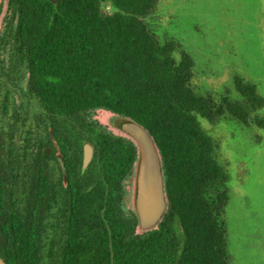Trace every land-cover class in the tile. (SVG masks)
<instances>
[{
	"label": "trees",
	"instance_id": "trees-1",
	"mask_svg": "<svg viewBox=\"0 0 264 264\" xmlns=\"http://www.w3.org/2000/svg\"><path fill=\"white\" fill-rule=\"evenodd\" d=\"M158 1L8 0L0 33L7 264H229V172L200 120L228 112L264 128V99L239 77L240 101L198 93L191 56L148 22ZM97 109L117 115L118 127L142 125L159 151L167 208L151 230L123 206L137 147L92 120ZM84 142L94 156L82 171Z\"/></svg>",
	"mask_w": 264,
	"mask_h": 264
},
{
	"label": "rangeland",
	"instance_id": "rangeland-1",
	"mask_svg": "<svg viewBox=\"0 0 264 264\" xmlns=\"http://www.w3.org/2000/svg\"><path fill=\"white\" fill-rule=\"evenodd\" d=\"M5 15L2 8L0 27ZM148 22L161 39L174 41L191 56L198 93L240 101L234 86L239 77L255 85L264 99V0H159ZM257 113L264 119V105ZM111 115L97 109L90 118L109 129ZM200 121L229 172L223 216L229 264H264V128L244 124L228 112L213 122ZM124 185L123 206L131 211V175Z\"/></svg>",
	"mask_w": 264,
	"mask_h": 264
},
{
	"label": "water",
	"instance_id": "water-1",
	"mask_svg": "<svg viewBox=\"0 0 264 264\" xmlns=\"http://www.w3.org/2000/svg\"><path fill=\"white\" fill-rule=\"evenodd\" d=\"M55 3L57 0H49ZM120 131L130 138L137 147L138 158L135 167L133 188V209L140 230L155 228L162 219L167 200L159 151L150 133L140 124L129 120L122 123ZM93 157V147L84 142L82 165L84 171ZM60 160L64 169L63 161ZM0 264H7L0 257Z\"/></svg>",
	"mask_w": 264,
	"mask_h": 264
},
{
	"label": "flooded vegetation",
	"instance_id": "flooded-vegetation-1",
	"mask_svg": "<svg viewBox=\"0 0 264 264\" xmlns=\"http://www.w3.org/2000/svg\"><path fill=\"white\" fill-rule=\"evenodd\" d=\"M2 0H0V13H1V9L2 8H4L5 9V11H6V13H7V4H8V0H4V4H3V7H2ZM6 16V15H5ZM5 16L3 17V19H2V25H1V27H0V33H1V29L3 28V26H4V24H5ZM6 59H8V57H5ZM112 113V112H111ZM95 121V120H94ZM117 122H118V116L117 115H115L114 113H113V115H111V117L109 118V121L107 122V125H108V127H109V129H111V130H113V131H116V132H119V133H121V135H119V136H123V137H126V138H128L126 135H124L121 131H120V127H118L117 126ZM104 127V126H103ZM106 130H108L109 132H111L109 129H107V127H104ZM111 133H113V134H115L114 132H111ZM115 135H117V134H115ZM128 139H130V138H128ZM88 143V142H87ZM84 144V143H83ZM90 144V143H89ZM92 145V144H91ZM92 147H93V156H94V146L92 145ZM82 154H83V145H82ZM58 158H59V156H58ZM93 158V157H92ZM81 165H82V162H81ZM136 167V163H135V165H134V168ZM62 170H63V172L65 171L63 168H62ZM82 170V169H81ZM134 170V169H133ZM130 175L132 176V182H134V176H135V173L134 172H132V173H130V174H128L125 178H124V180H123V188H124V198H123V201H124V199H125V195H126V189H125V185H124V181L128 178V177H130Z\"/></svg>",
	"mask_w": 264,
	"mask_h": 264
}]
</instances>
